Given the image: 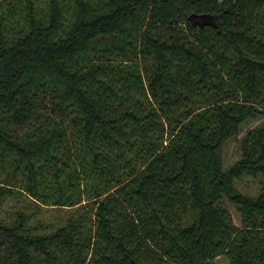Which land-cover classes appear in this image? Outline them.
Segmentation results:
<instances>
[{
    "label": "trees",
    "instance_id": "obj_1",
    "mask_svg": "<svg viewBox=\"0 0 264 264\" xmlns=\"http://www.w3.org/2000/svg\"><path fill=\"white\" fill-rule=\"evenodd\" d=\"M260 175L264 0H0V264H264Z\"/></svg>",
    "mask_w": 264,
    "mask_h": 264
},
{
    "label": "rangeland",
    "instance_id": "obj_2",
    "mask_svg": "<svg viewBox=\"0 0 264 264\" xmlns=\"http://www.w3.org/2000/svg\"><path fill=\"white\" fill-rule=\"evenodd\" d=\"M263 120L261 118H250L242 125V129L239 135L232 137L229 139L222 148V158L225 169L231 167L235 164L242 155L241 143L247 132L256 126H258ZM264 182V176L260 175L258 177H245L242 180H239L236 183V188L244 194L256 196ZM29 209H36L33 207V203L27 201L25 197H9L5 200L4 204L0 207V219L11 220L13 219L14 212L17 211L20 207ZM228 209L233 215L235 223L240 226L241 225V216L238 212L237 208L229 203H226ZM57 209H49L46 208L41 212V218L45 219L48 223L57 220L54 215L57 213ZM66 211H61V214H66ZM68 213V212H67ZM60 214V215H61ZM15 218V217H14ZM219 264H227V260L223 257H219L217 259Z\"/></svg>",
    "mask_w": 264,
    "mask_h": 264
}]
</instances>
